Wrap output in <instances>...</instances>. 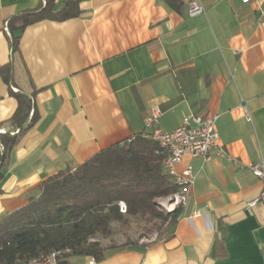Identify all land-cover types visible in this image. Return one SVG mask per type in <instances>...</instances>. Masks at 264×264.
<instances>
[{
    "label": "crops",
    "instance_id": "crops-1",
    "mask_svg": "<svg viewBox=\"0 0 264 264\" xmlns=\"http://www.w3.org/2000/svg\"><path fill=\"white\" fill-rule=\"evenodd\" d=\"M41 1L0 0V66L13 60L17 87L39 90V120L0 183V217L27 205L49 177L147 132L154 106L167 133L186 116L217 115L233 161L178 165L197 177L174 235L108 250L98 264H264V204L247 207L262 192L249 168L264 160V0H200L205 13L193 17L192 0L179 11L163 0H82L79 18L27 27L14 55L5 25ZM16 109L0 75V125Z\"/></svg>",
    "mask_w": 264,
    "mask_h": 264
},
{
    "label": "trees",
    "instance_id": "trees-1",
    "mask_svg": "<svg viewBox=\"0 0 264 264\" xmlns=\"http://www.w3.org/2000/svg\"><path fill=\"white\" fill-rule=\"evenodd\" d=\"M81 1L67 0L56 11V0H42L37 9L11 18L7 33L12 53H20L27 27L79 18ZM163 1L176 11L183 5L182 0ZM0 75L17 101L15 113L0 125L1 183L14 149L39 120V90L17 87L13 60L0 66ZM165 158L159 145L143 133L98 152L74 170L49 177L27 205L0 217V264H25L55 250H69L63 260L94 257L101 262L108 250L149 245L130 239L122 246L104 247L101 240L112 237L116 225L131 229L133 223L141 224L144 233L157 235L156 241L173 236L181 209L166 211L157 203L179 190L164 169ZM121 202L126 214L120 212Z\"/></svg>",
    "mask_w": 264,
    "mask_h": 264
},
{
    "label": "built area",
    "instance_id": "built-area-1",
    "mask_svg": "<svg viewBox=\"0 0 264 264\" xmlns=\"http://www.w3.org/2000/svg\"><path fill=\"white\" fill-rule=\"evenodd\" d=\"M251 1L241 0L243 4H249ZM204 13L205 8L202 2L200 0H192L189 6V16L193 17ZM5 29L8 30L7 24ZM160 115L161 110L158 106L150 109L146 117V128L148 131L144 133V137L155 141L166 155L163 164L164 169L179 188L178 192L173 196L175 208L169 211H173L176 208H180L182 211L188 204L197 176L192 167L188 166L184 170L179 171L178 165L185 158H200L208 161L214 155L227 158L229 161L233 160L228 157L220 144L219 134L216 129L217 115L202 116L192 114L186 116L179 127L171 133L164 132L159 128ZM246 115L248 120H251L249 114L246 113ZM234 162L239 166L242 165L236 161ZM249 169L262 183L260 197L247 204L248 209H253L258 203L264 204V160ZM119 207L121 213H127V206L124 202L119 203ZM68 253L69 250H55L32 259L25 264H61L64 256ZM87 264H98V261L94 257H89Z\"/></svg>",
    "mask_w": 264,
    "mask_h": 264
},
{
    "label": "rangeland",
    "instance_id": "rangeland-1",
    "mask_svg": "<svg viewBox=\"0 0 264 264\" xmlns=\"http://www.w3.org/2000/svg\"><path fill=\"white\" fill-rule=\"evenodd\" d=\"M174 198H161L157 200V203L162 207L164 210L169 211L175 208L173 204ZM142 225L138 223H133L131 229L122 227L120 225L115 226V234L106 240H101L102 245L104 247H112V246H122L125 245L128 240L139 241V243L143 244H150L153 241L157 240L156 234H146L142 230Z\"/></svg>",
    "mask_w": 264,
    "mask_h": 264
},
{
    "label": "water",
    "instance_id": "water-1",
    "mask_svg": "<svg viewBox=\"0 0 264 264\" xmlns=\"http://www.w3.org/2000/svg\"><path fill=\"white\" fill-rule=\"evenodd\" d=\"M61 264H65V263H61Z\"/></svg>",
    "mask_w": 264,
    "mask_h": 264
}]
</instances>
